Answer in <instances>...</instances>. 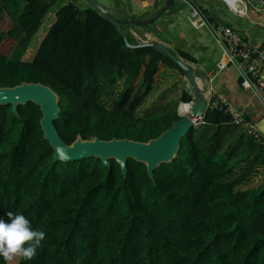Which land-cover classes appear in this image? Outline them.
<instances>
[{
  "label": "trees",
  "instance_id": "obj_1",
  "mask_svg": "<svg viewBox=\"0 0 264 264\" xmlns=\"http://www.w3.org/2000/svg\"><path fill=\"white\" fill-rule=\"evenodd\" d=\"M54 1L0 0V85L49 84L59 94L54 124L66 142L77 133L147 140L180 118L173 110L135 113L166 65L184 72L178 64L153 45L138 44L127 20L120 25L133 46L92 5L61 0L53 8ZM204 14L211 23L225 22ZM24 32V48L12 59ZM179 55L195 60L184 50ZM122 73L127 82L104 105L106 84ZM99 78L105 85L98 86ZM180 98L190 102L193 94L185 89ZM41 115L32 100L17 112L0 104V218L10 222L7 212L23 213L46 233L33 259L0 257V264H264V180L242 186L260 153L222 179L233 171L239 146L219 153L233 123L224 105L206 106L201 119L210 133L199 143L191 126L153 177L133 157L125 174L113 157L110 166L94 155L54 159ZM262 116L244 113L251 121Z\"/></svg>",
  "mask_w": 264,
  "mask_h": 264
},
{
  "label": "crops",
  "instance_id": "obj_2",
  "mask_svg": "<svg viewBox=\"0 0 264 264\" xmlns=\"http://www.w3.org/2000/svg\"><path fill=\"white\" fill-rule=\"evenodd\" d=\"M189 1L197 5L205 17L207 14L204 13L210 12L219 20L227 22L228 19H223V15L217 10L215 0ZM77 2L80 6L85 4H82L81 1ZM219 2L225 4L232 13L228 23L234 25L241 32L242 38L244 37L255 47L264 48V12L254 8L248 1L246 10L243 12L233 10L223 0H218L217 4H220ZM101 3L114 17L122 21H128L131 17L149 16L155 13L162 4L157 0H105ZM147 24L145 26L131 23L126 25V29L139 41L156 39L167 44L177 55L180 50H184L194 56L195 60L192 62L196 69L193 67V71L196 76L198 75L197 78L199 77L198 80L207 98L210 94H214L225 98L243 114L262 113L264 115V95H256L253 90L240 84L239 67L229 65L219 69L212 76L211 73L222 56L221 47L213 38L208 27H198L191 22L189 6L184 1L173 0L169 7ZM257 139L262 141L263 138ZM261 162L258 160L255 169L250 174V178H256L258 182L264 180V165Z\"/></svg>",
  "mask_w": 264,
  "mask_h": 264
},
{
  "label": "water",
  "instance_id": "obj_3",
  "mask_svg": "<svg viewBox=\"0 0 264 264\" xmlns=\"http://www.w3.org/2000/svg\"><path fill=\"white\" fill-rule=\"evenodd\" d=\"M85 1L98 9L102 15L117 26L127 45H134L128 42L127 35L120 25L121 19L114 17L99 0ZM172 1L163 0L155 13L142 18L131 17L128 21L134 24L150 23L169 7ZM138 44H151L178 64L184 70L193 93L190 113L181 115L180 118L174 120L168 128L155 137L147 140H137L129 137L101 138L97 135L83 137L80 133H77L72 141L66 142L59 135L54 124V119L58 117L60 111L59 94L49 84L41 81L23 80L14 85H0V104L10 103L14 112H17L20 103L23 104L29 100L39 105L42 113L40 124L44 137L54 149V159L67 161L94 155L100 157L106 166H110L109 158L113 157L120 164L125 174L127 172V158L133 157L144 162L148 174L153 177V170L161 162L171 161L175 157L180 146V138L191 126L196 125L192 116H198V119L202 117L207 106V97L192 66L177 55L167 44L156 39L143 40ZM254 127L264 135V115L254 122Z\"/></svg>",
  "mask_w": 264,
  "mask_h": 264
},
{
  "label": "rangeland",
  "instance_id": "obj_4",
  "mask_svg": "<svg viewBox=\"0 0 264 264\" xmlns=\"http://www.w3.org/2000/svg\"><path fill=\"white\" fill-rule=\"evenodd\" d=\"M41 1H43L44 3H48L52 0ZM60 1L61 0H55L53 8H56V6L61 3ZM76 1H81L82 4L85 3L83 4V6L89 4L85 0ZM99 1L105 2V0ZM176 1L179 2L182 0ZM217 2L218 0H215L214 3L217 10L223 15L222 18H227L229 20L231 18L230 14L232 15V13L225 4H222L221 2H219L220 4H217ZM50 15H48L47 17L49 18ZM27 35L28 32H24L18 37L9 53L10 58L14 59L21 53L24 48ZM183 60L191 65L192 68L194 67L196 69V67L194 66L195 64L192 61L186 60L184 58ZM127 78L128 76L125 73H122L117 75L116 79L113 82L107 83L103 94L99 98L100 102L106 106H110L114 99L115 93H117L120 88H123V86L127 82ZM105 83L106 79L99 78L98 86L105 85ZM185 89L189 90V92L192 93L185 73L176 66L166 65L160 72V75L158 76L153 89L146 96L144 102L136 108L135 113L143 114L145 112L149 115H157L165 111L173 110L176 111L179 115H186L188 110H190L192 103L189 106L182 105L181 114L178 111V105L183 101L180 98V94L182 90ZM194 127V137L196 141L201 143L211 130L208 131L207 125L202 122L201 118L198 120V123ZM248 129V126L243 122L238 123L233 121V123H231L230 130L227 133L225 132V140L221 147V152H219L221 154V157L226 152L230 151L233 145H238L239 143V146L235 147L234 153L232 155L233 157L231 162L233 163L234 167L233 171L229 175H223V180H230V178L234 177L236 173L240 172L256 152L260 153V155L258 156V160H261V163L264 165V135H262L263 139L262 141H260ZM255 181H257L256 178H249L242 186L255 183Z\"/></svg>",
  "mask_w": 264,
  "mask_h": 264
},
{
  "label": "built area",
  "instance_id": "obj_5",
  "mask_svg": "<svg viewBox=\"0 0 264 264\" xmlns=\"http://www.w3.org/2000/svg\"><path fill=\"white\" fill-rule=\"evenodd\" d=\"M162 2L163 0H157ZM189 6V17L195 26H205L210 30L215 41L220 45L222 56L212 71V76L219 70L229 65H236L240 70V84L250 88L256 95H264V48L255 47L244 41L240 31L232 24L226 22L211 23L202 14L199 7L189 0H182ZM237 12L246 10V2H250L254 8L264 12V0H223ZM210 98H213L210 100ZM224 105L234 122H243L248 130L257 138L262 133L254 127V122L247 120L241 110L232 105L225 98L210 94L207 98V105L213 107ZM264 104V98H263ZM263 138V137H262ZM264 141V140H263Z\"/></svg>",
  "mask_w": 264,
  "mask_h": 264
},
{
  "label": "clouds",
  "instance_id": "obj_6",
  "mask_svg": "<svg viewBox=\"0 0 264 264\" xmlns=\"http://www.w3.org/2000/svg\"><path fill=\"white\" fill-rule=\"evenodd\" d=\"M10 222L0 218V257L6 262L16 258L31 260L37 248L46 238L43 230H34L30 220L23 213L7 212Z\"/></svg>",
  "mask_w": 264,
  "mask_h": 264
},
{
  "label": "bare ground",
  "instance_id": "obj_7",
  "mask_svg": "<svg viewBox=\"0 0 264 264\" xmlns=\"http://www.w3.org/2000/svg\"><path fill=\"white\" fill-rule=\"evenodd\" d=\"M198 79V78H197ZM198 82H199V80H198ZM199 84H200V82H199ZM200 86H201V84H200ZM192 103V101H190V102H181L180 103V105H179V113L181 114V107H182V105H187V106H189L190 104ZM192 105V104H191ZM190 111H191V107H190V110H188V112L186 113V115L187 114H189L190 113ZM198 116H192V118H193V121H195V124H197L198 123V118H197Z\"/></svg>",
  "mask_w": 264,
  "mask_h": 264
}]
</instances>
